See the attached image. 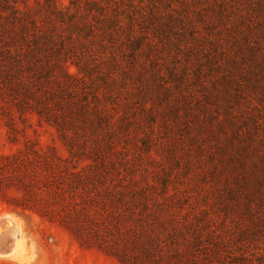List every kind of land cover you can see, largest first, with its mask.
<instances>
[{
    "label": "rangeland",
    "instance_id": "rangeland-1",
    "mask_svg": "<svg viewBox=\"0 0 264 264\" xmlns=\"http://www.w3.org/2000/svg\"><path fill=\"white\" fill-rule=\"evenodd\" d=\"M184 1L0 0V264H264V37Z\"/></svg>",
    "mask_w": 264,
    "mask_h": 264
},
{
    "label": "trees",
    "instance_id": "trees-1",
    "mask_svg": "<svg viewBox=\"0 0 264 264\" xmlns=\"http://www.w3.org/2000/svg\"><path fill=\"white\" fill-rule=\"evenodd\" d=\"M168 1L169 0H155L152 6L151 12H150L151 14L153 13L152 11L158 12L156 21H158L159 24L162 25V27L164 26L167 28H169L170 26L165 24V21H167L168 24L170 25L173 21H176L179 17V16L171 17L168 15L166 16L164 15V13L160 14V9L163 8V6L165 7L168 6L169 4ZM212 2L213 4L211 5H212L213 10L215 8L217 12L216 14L219 17H221V19L228 18L231 20L230 18L231 16L236 18L234 19L236 20L235 27L239 28L240 26L242 28V31L239 34L242 37L243 45L245 49L250 50V47L252 45V43L250 42H251L252 37H254L255 35H258L259 37L261 36L264 37L263 36L264 35V0H213ZM176 4H180L182 7L186 5L184 0H177ZM100 5H101V0H92L90 6H88L89 8L87 11H90V12L93 11V12L100 14L103 11ZM56 9L57 8H53V10L55 11ZM53 15H56L57 17L56 20L60 22L61 24L66 25V26L69 25V27L70 26L75 27L74 28L75 31L78 29L77 25L73 26L74 23L72 22L73 21L72 18L70 17L65 18V15L61 14L60 12H58L57 14H53ZM154 15L150 17V19L153 20V18H156L154 17ZM251 15H255V17H257L258 20H252ZM237 20H240L241 23H239ZM107 22L108 20L106 19L105 24H104V27H105L104 33H106V30L109 28V26H107L108 25ZM109 23H110V20H109ZM93 29L94 28H92V30ZM108 37H110V34H108ZM131 45H132L131 46L132 50L136 51L137 50L136 46H134L133 44ZM146 50H148V48ZM77 60L84 61V58H77ZM80 68L87 71L88 73L89 69L87 68V61H85V63L82 64Z\"/></svg>",
    "mask_w": 264,
    "mask_h": 264
},
{
    "label": "bare ground",
    "instance_id": "bare-ground-1",
    "mask_svg": "<svg viewBox=\"0 0 264 264\" xmlns=\"http://www.w3.org/2000/svg\"><path fill=\"white\" fill-rule=\"evenodd\" d=\"M13 224L10 219H6L2 224L0 223V256L10 255L14 245H16L17 228Z\"/></svg>",
    "mask_w": 264,
    "mask_h": 264
}]
</instances>
